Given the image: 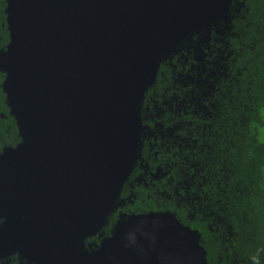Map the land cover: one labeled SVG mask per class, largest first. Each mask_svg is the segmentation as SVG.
<instances>
[{"label": "water", "instance_id": "water-1", "mask_svg": "<svg viewBox=\"0 0 264 264\" xmlns=\"http://www.w3.org/2000/svg\"><path fill=\"white\" fill-rule=\"evenodd\" d=\"M2 88L20 141L0 154V256L32 264H206L173 211L95 236L138 156L159 64L232 0H5Z\"/></svg>", "mask_w": 264, "mask_h": 264}, {"label": "trees", "instance_id": "trees-1", "mask_svg": "<svg viewBox=\"0 0 264 264\" xmlns=\"http://www.w3.org/2000/svg\"><path fill=\"white\" fill-rule=\"evenodd\" d=\"M229 10L223 34L212 30L207 41L200 38L201 30L191 39L197 43L187 60H193L194 53H206L208 61L199 66L204 82L189 83L181 77L166 90L172 80L168 57L145 91L157 98L172 97L171 112L165 116L171 118L173 137L161 139L162 146L159 136L149 137V149L143 145L147 134L142 131L138 154L146 151L145 157L153 161L156 151L159 160H168L172 183L182 185L180 195L164 199L140 184L138 197L128 207L135 212L173 211L199 231L206 264H264V0H233ZM180 71L178 66L176 74ZM143 105L142 99L145 122ZM138 159L130 178L140 168Z\"/></svg>", "mask_w": 264, "mask_h": 264}, {"label": "flooded vegetation", "instance_id": "flooded-vegetation-1", "mask_svg": "<svg viewBox=\"0 0 264 264\" xmlns=\"http://www.w3.org/2000/svg\"><path fill=\"white\" fill-rule=\"evenodd\" d=\"M233 1V0H232ZM232 3V2H231ZM5 0H0V52L5 50L9 41V32L7 29L6 23V15H5ZM231 5V4H230ZM240 5L237 6V10L239 9ZM230 9V6H229ZM228 9V12L230 11ZM227 12V13H228ZM223 20V21H222ZM230 17L227 15L224 19H219L213 23H210L208 27L201 29L203 30L202 37L205 40H210L212 30H215L218 34H223L224 29L228 28L229 26ZM224 24V26H223ZM223 28V29H222ZM199 32H195L193 35L187 37L186 39L187 44H180L181 50L185 49L186 51L182 52L179 48H176L172 54L180 53L179 56L173 58L172 54L169 56L167 61L169 62L171 69V84L167 85L166 90L173 89L175 84L181 81V77H184L187 82H204L206 80L204 78L200 80V76H202L203 71L199 69V66H205V62L208 60L205 59L206 53L203 52V55H197L194 53L193 60H187V54L190 53V48H194L195 41H191L192 37ZM185 39V40H186ZM183 40V41H185ZM168 58V57H167ZM174 59L175 62H174ZM180 59H185L181 61ZM178 66H181V71L177 72ZM205 68V67H204ZM158 71V70H157ZM168 72V70H167ZM165 80L167 79L166 76ZM5 78V74L3 71L0 70V154L9 147L15 146L20 141V135L17 129V125L13 115L10 113L9 107L6 103V96L5 92L2 88V82ZM176 78V79H175ZM199 78V79H198ZM179 80V81H178ZM180 84V83H179ZM186 84V83H185ZM181 85V84H180ZM156 93H146L143 96V111L147 114L144 115L145 122H143V116L141 121L142 123V130L141 132H146L147 136H144V144L149 146V149L153 147V142L150 141L149 137L157 138V136L161 139H166L168 142L170 138L173 137L172 132V123L171 118L166 117L165 115H169L171 112V103L172 97L171 96H164L162 98H157ZM190 96V93H189ZM144 135V134H143ZM165 144V141L161 140L159 146ZM145 152L142 151L138 154V167L139 170L136 174H134L133 178L131 177V172L134 170L132 168L129 177L127 178V183L124 182L123 186L119 191V195L117 197L116 203L112 208L110 214L107 216L104 224L100 228L99 232L95 236H91V240L87 241L92 243V245L97 244L102 237L108 236L111 234L114 225L118 222V220L127 218L132 213H139L132 210L128 207V203H133L135 199L138 197L139 189L137 188L138 185L142 184L144 189H148V193L154 192L162 194V198L165 197L174 199L173 195L177 196L180 195V191L178 188L182 186L178 181L177 184H173V176L169 173L170 164H166L168 160L157 158V154L155 151L154 160H148V156L145 157ZM163 163H165L163 165ZM134 167V166H133ZM163 189H160V187ZM177 187V188H176ZM167 188H170L168 190ZM123 189V190H122ZM123 191V194H122ZM163 202V201H162ZM161 202V203H162ZM149 211H162V210H152ZM170 211V210H166ZM3 218H0V224L2 223ZM0 264H32L29 263L25 257L19 255L18 252H14L12 254H7L0 256Z\"/></svg>", "mask_w": 264, "mask_h": 264}, {"label": "rangeland", "instance_id": "rangeland-1", "mask_svg": "<svg viewBox=\"0 0 264 264\" xmlns=\"http://www.w3.org/2000/svg\"><path fill=\"white\" fill-rule=\"evenodd\" d=\"M260 140L264 142V126L262 127L260 132Z\"/></svg>", "mask_w": 264, "mask_h": 264}]
</instances>
